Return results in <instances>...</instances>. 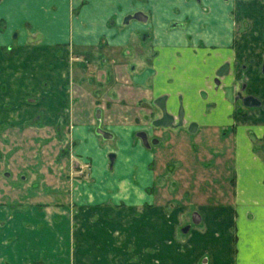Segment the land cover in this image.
Instances as JSON below:
<instances>
[{
  "label": "crops",
  "instance_id": "0c3cea01",
  "mask_svg": "<svg viewBox=\"0 0 264 264\" xmlns=\"http://www.w3.org/2000/svg\"><path fill=\"white\" fill-rule=\"evenodd\" d=\"M263 64L264 0H0V264H264ZM162 99L184 119L154 133ZM209 130L210 157L191 159L211 188L155 192L158 158L190 165L179 140ZM28 132L36 159L53 145L88 177L36 160L23 179Z\"/></svg>",
  "mask_w": 264,
  "mask_h": 264
},
{
  "label": "rangeland",
  "instance_id": "374dc122",
  "mask_svg": "<svg viewBox=\"0 0 264 264\" xmlns=\"http://www.w3.org/2000/svg\"><path fill=\"white\" fill-rule=\"evenodd\" d=\"M141 121H143L144 123L150 125V121L148 117L145 118H139ZM145 119V120H144ZM153 126V125H151ZM175 126H172V128H174ZM161 130V126L155 127L154 128V133L157 130ZM169 130V129H168ZM212 131H208L207 133L205 132L204 135H201V133H197L196 135H191L189 138H185L183 139L184 141L179 140V143L182 144L181 148L182 150H179L180 154H176L174 155L175 160L178 159L180 156H184L187 160L189 159L191 161L190 165H180L178 166L175 162H170L171 164L168 163V160L170 157L169 155L167 156H160L158 158V160L155 163V170H156V177L159 179L158 180V185L156 184L155 187L153 186V188L156 190L155 192L157 193H164V192H160V190L158 191V189H162L167 190V189H171L173 187H175L177 190H183L186 189L192 193H195L194 190L196 189H200L199 186H203L202 184H204V180L207 181V184L205 186V188H211V186L209 185L211 183L210 180H212L211 178H213V172L212 169L208 168V167H203L202 165H194L192 164V158H197L198 161L201 162L202 157L204 156V161L207 160L208 157H210V152H209V148L211 146H216V142L215 140H212V136H211ZM35 133L32 132H28V140L27 142H25V144H23V142L21 143L22 145V150L20 152H18L17 154V160L16 162H21L23 161V174L24 177L23 179H28V176L33 177L32 179L35 180V176H38L37 173H42L44 175H46L47 172V178H50V176H52V172L54 173L53 175L55 176L56 180L59 177V175L64 176V175H68L69 177H88L87 172H88V167L89 164L86 163L84 160L81 159H77V157L74 159L71 157V161L68 160V156H69V152L66 154H64L63 158H62V164L61 166H57L56 164L52 163V161L54 160V158L56 156H54L57 153V149L53 150L51 148H53V145L48 146V147H44L42 149H40L39 151H41V156L38 157V159H36V151L39 147V145H34L33 147V143H31V137L34 136ZM188 136V135H187ZM203 136V137H202ZM137 136L133 135L134 139ZM23 145H24V149H23ZM55 147V145H54ZM50 148V149H49ZM63 151V149H62ZM61 151V152H62ZM62 155V154H61ZM201 155V156H200ZM65 156H67V159H65ZM62 157V156H61ZM172 158V157H171ZM170 158V159H171ZM36 160L37 162L39 161L40 163V168L39 171H37V173H32L30 172V167L34 168V166L36 165ZM68 160V161H67ZM75 160V161H74ZM50 161L48 164L47 162ZM84 164L85 167L83 166ZM26 165V166H25ZM208 165V164H207ZM205 165V166H207ZM36 168V167H35ZM80 168H83V172L80 171ZM165 168V171L162 172V169ZM59 170V172H58ZM35 172V171H34ZM81 172V173H80ZM28 173V174H26ZM165 173V176L168 177V179L166 180V182L162 179L163 174ZM22 175V174H21ZM21 175H17V178H19V180L21 179ZM26 175H28L26 177ZM31 181V179H30ZM29 181V182H30ZM40 181V179L38 180ZM37 181V182H38ZM28 182V183H29ZM161 183V184H160ZM176 183V184H175ZM178 183V184H177ZM34 184V183H33ZM32 184V185H33ZM205 185V184H204ZM204 187V186H203ZM161 190V191H162ZM179 193V192H178ZM200 197H191V200H198ZM159 200L163 201V197H158ZM172 200V203H180L182 200L178 197H172L169 198ZM193 210V209H192ZM191 210H189V214H190ZM188 220H191L190 215L188 216ZM98 248V245H97Z\"/></svg>",
  "mask_w": 264,
  "mask_h": 264
},
{
  "label": "water",
  "instance_id": "95a60500",
  "mask_svg": "<svg viewBox=\"0 0 264 264\" xmlns=\"http://www.w3.org/2000/svg\"><path fill=\"white\" fill-rule=\"evenodd\" d=\"M130 18H134V19L143 21V20L146 19V16L142 12L137 11V12H135L132 15L126 16L125 21H127ZM262 70H264V64L262 66ZM218 75H219V73H218ZM222 90L224 91L225 97L231 102L233 100L235 101V100L239 99L241 101L242 105H244L246 107H253V106H259L260 105V101L257 98H255L254 96H252V95H243V94H241L240 91H238V92H236V96H234V94L232 92V90H233L232 86H225V87H223ZM161 112H162V117H165V116L168 115L166 113V110H165V108L163 106H161ZM179 118H180V114H179ZM158 121L159 120L153 121V125H155V126L160 125V123ZM96 132H97V134L102 135V136L108 135L107 132H105L104 130H101V129H97ZM137 136L142 140L144 146H147V147L149 146V140L147 138L146 132L139 131L137 133ZM150 142L152 144H155L157 142V140L155 138H153ZM263 148H264V137H263ZM109 159L112 162L113 159H114V155L113 154H109ZM198 221H199L198 214L197 213H193L192 222L196 223Z\"/></svg>",
  "mask_w": 264,
  "mask_h": 264
},
{
  "label": "flooded vegetation",
  "instance_id": "af4514ba",
  "mask_svg": "<svg viewBox=\"0 0 264 264\" xmlns=\"http://www.w3.org/2000/svg\"><path fill=\"white\" fill-rule=\"evenodd\" d=\"M223 72H225V67L220 68V70L216 74L217 76L214 78V83H216V85H215L216 87H218V85H219V79L218 78H219V76H221V73H223ZM218 73H219V75H218ZM234 96H236V93H234ZM235 101L239 102L242 105V103H241V101L239 99L235 100ZM157 105H158V107L160 109V112H161V106H163L165 108V110H166V107H165V105L163 103V99L160 100V101L158 100L157 101ZM166 113L168 114L167 116L162 117V114H161V117L156 119V120H159L158 122L160 123V125H164V126L166 125V126H171V127L176 125L178 128L182 126L183 119H184V111H183V107H182L181 103L178 104L176 112H175L176 124H173L174 116L172 114H169L167 112V110H166ZM179 114H180V118H179ZM156 120H154V121H156ZM193 126L194 125L191 124L187 129L189 131H191V128H193Z\"/></svg>",
  "mask_w": 264,
  "mask_h": 264
},
{
  "label": "built area",
  "instance_id": "2783aa9c",
  "mask_svg": "<svg viewBox=\"0 0 264 264\" xmlns=\"http://www.w3.org/2000/svg\"><path fill=\"white\" fill-rule=\"evenodd\" d=\"M85 165H86V164H84L83 166L85 167ZM80 171L83 172V168H80ZM81 172H80V173H81Z\"/></svg>",
  "mask_w": 264,
  "mask_h": 264
}]
</instances>
